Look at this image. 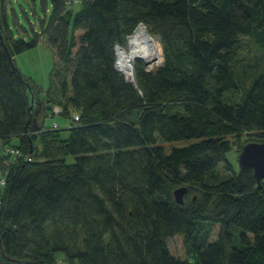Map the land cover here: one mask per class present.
I'll use <instances>...</instances> for the list:
<instances>
[{
	"label": "trees",
	"instance_id": "obj_1",
	"mask_svg": "<svg viewBox=\"0 0 264 264\" xmlns=\"http://www.w3.org/2000/svg\"><path fill=\"white\" fill-rule=\"evenodd\" d=\"M48 1L29 40L15 39L0 7L13 57L43 40L55 54L33 132L24 85L0 49V264H264V180L227 158L232 136L264 142V70L237 65L244 37L264 54V0H50V9ZM141 24L164 61L150 71L137 60L129 81L116 50ZM55 115L71 119L66 140L57 123L46 125ZM177 141L194 142L163 145ZM6 146L22 155L4 154ZM212 225L219 231L209 241ZM177 235L193 261L171 253Z\"/></svg>",
	"mask_w": 264,
	"mask_h": 264
},
{
	"label": "rangeland",
	"instance_id": "obj_2",
	"mask_svg": "<svg viewBox=\"0 0 264 264\" xmlns=\"http://www.w3.org/2000/svg\"><path fill=\"white\" fill-rule=\"evenodd\" d=\"M2 2L7 6V22L15 39L29 40L33 35V30H41L40 19L45 18L46 14L42 8V0H0V7L2 5ZM82 7L83 3L74 5V12L80 11ZM48 8H51L50 0L48 1ZM47 14L49 15L50 12H48ZM140 26L146 28L149 34L155 39L160 48V56L157 60H153L151 63H147L144 60L137 58L133 62V71L137 60L142 61L148 70L156 71L164 61L162 46L159 42V39L150 33L147 26L141 24L138 27ZM6 37H8V35H6ZM124 48L126 50L129 49V39L124 45ZM14 58L20 71L34 85L41 99H44L51 85V76L55 62V54L53 49L45 43H40L36 48L17 54L14 56ZM237 65L238 68H241L240 70L247 69L249 72L254 73H259L264 70V54L260 50H258L255 44L248 37H244L242 39L239 61ZM128 80L132 81L130 79ZM250 82L251 81H248V84H250ZM56 101L63 102V100H61L60 98ZM54 123H57L59 125L61 138L63 140L68 139L70 137V117L65 115H55L54 117H48L46 119V125L48 128H51ZM231 138L233 140V148L227 154V158L233 165L235 171L238 173L241 169L239 164V154L241 153L243 146L250 142L258 141L259 143H261L262 141H260V136L257 133L232 136ZM20 142L21 140L19 138H16L12 142V145L19 146ZM191 142L194 141H177L163 143V145L167 150H169L173 146L184 147ZM36 144L39 147L40 154H42L43 150L41 141L37 142ZM40 160H42V157H40ZM65 160L67 164H73L75 162V158L73 156H67ZM223 168L224 166L223 164H221L219 166L220 173L223 177H225L227 174L224 173ZM4 189V186L0 187V191H4ZM209 228V241H214L219 231V225H212L209 226ZM168 244L171 253L175 257L181 258L183 260L193 261L192 249L189 247V245L186 244L184 236L177 235L171 237L168 240Z\"/></svg>",
	"mask_w": 264,
	"mask_h": 264
},
{
	"label": "water",
	"instance_id": "obj_3",
	"mask_svg": "<svg viewBox=\"0 0 264 264\" xmlns=\"http://www.w3.org/2000/svg\"><path fill=\"white\" fill-rule=\"evenodd\" d=\"M0 49L8 56L13 71L20 78L24 85V96L28 108L27 130L31 127L33 132H38L42 129V125L39 124V115L42 113L44 101L40 99V96L35 92L33 86L28 82L23 73L18 68L15 58L11 54L8 46L5 43L4 37L0 30ZM117 67V66H116ZM118 69V67H117ZM120 71V70H119ZM29 143L32 147V136H29ZM239 164L241 169L252 168L255 172V176L258 180L259 186L264 180V142H250L243 146L241 153L239 154ZM188 193L187 187L178 188L175 191V198L179 204L184 203V197ZM22 264H34L31 261H24Z\"/></svg>",
	"mask_w": 264,
	"mask_h": 264
},
{
	"label": "bare ground",
	"instance_id": "obj_4",
	"mask_svg": "<svg viewBox=\"0 0 264 264\" xmlns=\"http://www.w3.org/2000/svg\"><path fill=\"white\" fill-rule=\"evenodd\" d=\"M117 67L126 78L133 80V62L137 58L151 63L160 56V48L146 28L138 27L129 38V49L119 47L116 50Z\"/></svg>",
	"mask_w": 264,
	"mask_h": 264
},
{
	"label": "built area",
	"instance_id": "obj_5",
	"mask_svg": "<svg viewBox=\"0 0 264 264\" xmlns=\"http://www.w3.org/2000/svg\"><path fill=\"white\" fill-rule=\"evenodd\" d=\"M79 1H82V0H69L70 3H76V2H79ZM119 47L120 46H117V48H119ZM116 66H117V60H116ZM133 79H134V71H133ZM61 112H62V109L59 106H55L54 107V110H53L54 114H60ZM74 118H75L76 121L79 120V116H75ZM53 128H58L57 124H54ZM2 150L4 151V154H6L8 156H11V157L17 158V157H20L22 155L21 149L15 148V147H12V146H6V148H3ZM28 160L32 161V157L29 156ZM6 183H7L6 174H4V175L2 174V176L0 178V187H3V186L5 187ZM3 205H4L3 204V191H0V216H1V212L3 210Z\"/></svg>",
	"mask_w": 264,
	"mask_h": 264
},
{
	"label": "crops",
	"instance_id": "obj_6",
	"mask_svg": "<svg viewBox=\"0 0 264 264\" xmlns=\"http://www.w3.org/2000/svg\"><path fill=\"white\" fill-rule=\"evenodd\" d=\"M41 43H45V44H46V41H45V40H43V41H41Z\"/></svg>",
	"mask_w": 264,
	"mask_h": 264
}]
</instances>
